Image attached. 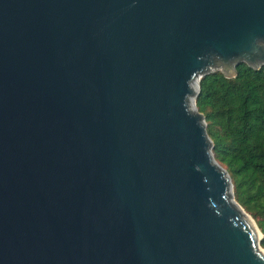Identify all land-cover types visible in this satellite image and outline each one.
<instances>
[{
  "label": "water",
  "instance_id": "95a60500",
  "mask_svg": "<svg viewBox=\"0 0 264 264\" xmlns=\"http://www.w3.org/2000/svg\"><path fill=\"white\" fill-rule=\"evenodd\" d=\"M264 67V0H0V264H264L196 100Z\"/></svg>",
  "mask_w": 264,
  "mask_h": 264
},
{
  "label": "trees",
  "instance_id": "16d2710c",
  "mask_svg": "<svg viewBox=\"0 0 264 264\" xmlns=\"http://www.w3.org/2000/svg\"><path fill=\"white\" fill-rule=\"evenodd\" d=\"M229 79H201L196 107L204 115L218 163L229 173L235 200L256 222L264 248V67L246 64Z\"/></svg>",
  "mask_w": 264,
  "mask_h": 264
}]
</instances>
